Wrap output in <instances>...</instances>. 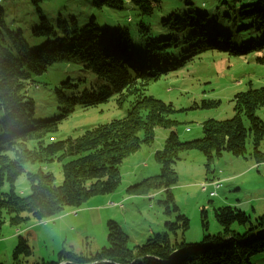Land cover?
I'll return each mask as SVG.
<instances>
[{
    "label": "trees",
    "instance_id": "1",
    "mask_svg": "<svg viewBox=\"0 0 264 264\" xmlns=\"http://www.w3.org/2000/svg\"><path fill=\"white\" fill-rule=\"evenodd\" d=\"M216 1L234 11V21L242 23L233 44L227 42L232 36L205 15L191 16L189 11L184 16L172 14L162 20L158 27L167 35L153 36L136 49L137 41H132L129 30L112 24L109 14L101 12L105 8L121 10L122 1L92 0L102 20L91 16L86 25L37 7L30 34L34 47L39 41L40 45L31 49L24 39V29H9L0 12V228L5 222L17 225L28 216L36 221L54 218L66 207L78 209L92 197L115 192L121 181L119 165L140 141L137 130L142 128L143 141H150L156 127L171 123L168 116L174 112L173 106L146 94L150 82L208 51L229 50L243 56L264 48V0ZM130 4L141 16L148 17L156 2L131 0ZM135 31L143 38L150 33L144 22ZM69 60L91 72L94 85L79 91L70 80L63 82L55 88L60 112L49 120L36 119L34 99L28 94L29 85L38 88L33 77L42 75L56 62ZM113 97H117L119 105L129 99L124 118L88 128L75 138L55 140L53 134L59 124L76 106L89 108ZM232 103L233 116L202 122L203 136L199 139L180 142L171 131L162 151L154 154L159 174L128 186L126 192L143 195L163 190L165 213L169 212V204L177 213L169 189L177 182L173 166L180 152L199 151L206 161V173L223 153L264 163V154L257 148L264 135V123L256 115L264 106V86L236 93ZM247 138L252 145L250 152L245 148ZM53 161L61 164L62 181L58 185L48 172L25 170L26 165ZM23 173L29 185L26 196L14 190ZM5 185L8 190L1 191ZM200 213L203 217L204 210ZM214 218L221 227L220 234L204 237L198 245L178 240L177 233L181 232L182 237L188 222L178 214L176 222L164 224L163 232L152 234L132 248L127 245L128 236L110 221L108 246L93 254L61 250L52 260L31 261L32 248L26 238L18 236L12 264H255L253 259H264V215L253 224L245 213L226 206L215 209ZM234 226L242 228V232Z\"/></svg>",
    "mask_w": 264,
    "mask_h": 264
},
{
    "label": "rangeland",
    "instance_id": "2",
    "mask_svg": "<svg viewBox=\"0 0 264 264\" xmlns=\"http://www.w3.org/2000/svg\"><path fill=\"white\" fill-rule=\"evenodd\" d=\"M120 1L123 3L121 10L110 11L105 8L101 12L109 14L112 24L129 30L132 41H137L136 49L153 36H166L158 26L172 14L184 16L191 11V16L205 15V19L232 36V39L227 40L232 44L237 40L236 30L242 24L234 21V11L219 5L216 0H154L155 7L148 17L141 16L130 4L131 0ZM37 7L55 16L73 17L81 25H86L91 16L99 18L101 13L92 5V0H0L4 23L11 30L24 29V39L31 49L40 45L39 41L34 47L30 34ZM140 22L150 29L145 38L135 31ZM93 79L91 72L73 60L56 62L42 75L33 77L38 88L29 85L28 94L34 99L36 119L49 120L60 112L55 101V88L63 82L70 80L81 91L94 85ZM260 86H264V48L243 56L233 55L229 50L208 51L177 71L150 82L146 94L173 106L174 112L168 116L171 123L166 127H156L150 141H143L142 128L137 130L140 141L119 165L121 181L117 190L108 195L92 197L78 209L66 207L54 218L36 221L27 215L28 218L17 225L5 222L0 228V264H12L11 255L18 243V236L26 238L32 248L34 257L31 261L55 259L61 250L93 254L108 246L107 223L110 221L128 236L129 248L143 244L152 234L163 232L164 224L176 222L178 214L188 220L182 237L181 232L177 233L178 240L188 245H198L204 237L220 234L221 227L215 221L214 210L221 207L240 210L255 224L264 215V163L256 164L253 159H241L223 153L210 164L206 173V161L199 151L180 152V159L173 166L177 182L169 189L177 213L172 211L170 204L167 205L169 212L165 213L166 196L163 190L134 195L128 194L126 188L159 174L154 154L162 151L171 131L180 142L201 138L202 122L231 118L234 114L233 96L249 87ZM128 100L119 105L117 97H113L106 103L89 108L76 106L74 112L59 124L53 134L55 140L75 138L88 128L124 118L129 109ZM203 104L209 106L202 107ZM256 115L264 123V106L256 111ZM245 148L247 152L251 151L249 138ZM257 148L264 154V135ZM39 169L52 174L55 184L61 183L59 162L25 166L28 172ZM210 179L222 181L214 197L208 195L210 186L206 192L200 188L202 182ZM7 190V185L1 189ZM14 190L25 196L29 193L25 173L17 179ZM202 210L203 217L200 213ZM233 228L242 232L238 226ZM253 261L255 264H264V259Z\"/></svg>",
    "mask_w": 264,
    "mask_h": 264
},
{
    "label": "built area",
    "instance_id": "3",
    "mask_svg": "<svg viewBox=\"0 0 264 264\" xmlns=\"http://www.w3.org/2000/svg\"><path fill=\"white\" fill-rule=\"evenodd\" d=\"M221 185H222V181L216 180L214 184H203V185H200V188H201V191L206 192L208 191V186H210L211 190L208 191V195L210 197H214L216 196L217 190L220 189Z\"/></svg>",
    "mask_w": 264,
    "mask_h": 264
},
{
    "label": "bare ground",
    "instance_id": "4",
    "mask_svg": "<svg viewBox=\"0 0 264 264\" xmlns=\"http://www.w3.org/2000/svg\"><path fill=\"white\" fill-rule=\"evenodd\" d=\"M50 140H52V139L50 138ZM216 180H218V179L206 180V181L202 182L200 185H203V184H214L216 182ZM218 181H221V180H218Z\"/></svg>",
    "mask_w": 264,
    "mask_h": 264
}]
</instances>
